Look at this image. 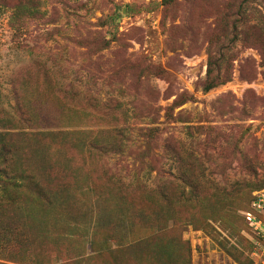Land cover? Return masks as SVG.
Returning a JSON list of instances; mask_svg holds the SVG:
<instances>
[{
    "label": "rangeland",
    "instance_id": "374dc122",
    "mask_svg": "<svg viewBox=\"0 0 264 264\" xmlns=\"http://www.w3.org/2000/svg\"><path fill=\"white\" fill-rule=\"evenodd\" d=\"M263 47L264 0H0V264H264Z\"/></svg>",
    "mask_w": 264,
    "mask_h": 264
},
{
    "label": "trees",
    "instance_id": "16d2710c",
    "mask_svg": "<svg viewBox=\"0 0 264 264\" xmlns=\"http://www.w3.org/2000/svg\"><path fill=\"white\" fill-rule=\"evenodd\" d=\"M14 26V24H12ZM17 28H19L17 26ZM255 43V42H254ZM264 49V47L262 48ZM264 52V50H263ZM209 56V60H208V69H207V77L209 79V82L207 83L205 89H209L214 87L215 85H217L218 83H221L222 81L219 80L220 79V74L218 73L219 71L216 70L217 73L214 72V70H212V65H215L214 63H212L211 61V56L210 54H208ZM119 135H122V132L119 133ZM121 137L119 138L118 142H121ZM114 142H104V141H99L97 146L99 148H104L105 146H111V148L114 147H119L116 144H113ZM6 154H7V148H6V144L1 141L0 139V186L1 189L4 191H8V193H10L9 187H13V188H17L19 186L22 185V183H20L15 176H13L12 174L8 173L3 167H2V163L5 162L6 160ZM8 175L9 177L5 179L4 175Z\"/></svg>",
    "mask_w": 264,
    "mask_h": 264
},
{
    "label": "built area",
    "instance_id": "2783aa9c",
    "mask_svg": "<svg viewBox=\"0 0 264 264\" xmlns=\"http://www.w3.org/2000/svg\"><path fill=\"white\" fill-rule=\"evenodd\" d=\"M252 207L256 209L263 208L264 206V194H258L257 198L252 201ZM246 218L250 221V224L255 225L256 227L261 226L264 224V220H261L260 218H256L255 215H253L251 212L246 213Z\"/></svg>",
    "mask_w": 264,
    "mask_h": 264
}]
</instances>
